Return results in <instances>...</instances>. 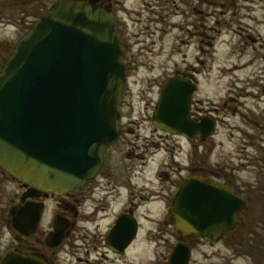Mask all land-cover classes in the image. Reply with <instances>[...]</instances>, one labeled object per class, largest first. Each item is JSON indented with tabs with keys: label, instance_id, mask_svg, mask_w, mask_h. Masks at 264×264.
Masks as SVG:
<instances>
[{
	"label": "water",
	"instance_id": "95a60500",
	"mask_svg": "<svg viewBox=\"0 0 264 264\" xmlns=\"http://www.w3.org/2000/svg\"><path fill=\"white\" fill-rule=\"evenodd\" d=\"M98 1L54 0L0 72V167L32 188L21 194L23 204L11 218L23 236L37 229L42 212L41 203L26 199L92 181L119 135L127 70L116 20ZM197 89L191 78H170L158 96L153 124L187 137H210L217 128L214 118L192 117ZM248 208L244 195L222 181L192 175L177 191L168 219L183 236L217 242ZM136 233V222L124 215V251ZM50 238L57 244L59 231ZM191 256V247L179 242L168 264H189ZM0 264L48 263L11 250Z\"/></svg>",
	"mask_w": 264,
	"mask_h": 264
},
{
	"label": "rangeland",
	"instance_id": "374dc122",
	"mask_svg": "<svg viewBox=\"0 0 264 264\" xmlns=\"http://www.w3.org/2000/svg\"><path fill=\"white\" fill-rule=\"evenodd\" d=\"M7 1L0 0V4ZM53 1L38 0L28 5L18 2L16 7L6 6L9 11L0 20V66L39 19V11L48 8ZM207 8V52L202 55L195 43L180 45L178 40L177 68L184 69L188 64L202 68L197 77L199 86L194 101L197 106L212 110L218 119L216 131L205 146L208 169L222 182L232 180L248 198V190L264 186V0H209ZM120 15L124 17V11ZM186 34L177 30L178 39ZM197 57L204 62H198ZM154 65L155 74L163 70V65L168 66V72L174 67L172 60L166 63L160 58ZM159 81L147 77L145 69L140 67L137 75L129 77L125 89L124 122L131 118L134 132L125 133L124 161L135 163L136 169L143 172L144 178L138 180L141 187L142 184L156 187L160 184L155 172L164 168V163L173 174L172 142H161L162 132L155 130L151 121L152 108L160 92ZM137 134L140 135L138 140ZM144 136L149 138L144 140ZM157 143L161 148H157ZM128 151L135 153L130 159L126 157ZM139 153L146 157L145 166L141 164ZM22 188L19 181L0 168V257L15 250L20 243L19 232L12 227L9 212L19 203ZM144 211L152 217L151 221L142 218L136 240L124 253V264L168 261L176 242L172 227L165 222L167 208L163 201L146 206ZM258 217L259 209L253 208L246 219ZM189 264L255 263L249 256L237 255L224 237L216 243L196 237Z\"/></svg>",
	"mask_w": 264,
	"mask_h": 264
},
{
	"label": "flooded vegetation",
	"instance_id": "af4514ba",
	"mask_svg": "<svg viewBox=\"0 0 264 264\" xmlns=\"http://www.w3.org/2000/svg\"><path fill=\"white\" fill-rule=\"evenodd\" d=\"M208 1H98L100 7L108 10L116 20L127 70L118 127L119 135L105 151L102 165L92 181L63 194L53 195L51 192L44 191L39 196L26 199V202L42 204L41 217L33 233L27 236L18 234L20 243L15 250L40 257L48 264H124V253L136 240L142 218L151 221L152 217L144 211V208L157 201H163L167 208L165 222L172 227L171 233L176 239L172 250L179 242L187 244L192 249L194 238L205 240L199 235L183 236L178 233L168 219V213L177 191L190 176L202 175L220 180L208 169V150L205 146L209 137L201 140L200 134L187 137L164 131L153 124L152 116L154 129L162 132L159 135L161 142L166 144L169 140L172 142L171 161L174 166H169L172 167L173 174L169 172V168H166L168 164L164 163V168L155 172L156 178L160 179V184L157 187L142 184L141 187L138 180L144 178L143 172L136 169L135 163L124 161L125 133L134 132L131 128L134 121L130 118L124 122V95L129 77L133 74L137 75L140 67L145 69L147 77L160 79L158 85L160 92L173 76L191 78L199 86L197 77L202 72V68L192 64H188L184 69L177 68L176 51L179 40L180 45L190 46L195 43L202 55L207 52ZM121 11H124V17L120 15ZM177 30L187 34L178 39ZM158 58L166 63L172 60L173 69L168 72V66L163 65V70L155 74L154 62ZM197 61L204 62L199 57ZM191 102V113L194 119L200 120L203 117L212 116L217 123L218 119L212 110L197 106L194 94ZM139 137L140 135L137 134L136 140ZM148 138L144 136V140ZM156 146L161 148L159 143ZM134 154L133 151H128L126 157L130 159ZM138 157L142 159L141 164L145 166V155L139 153ZM223 183L241 192L232 180ZM22 189V193L32 190L31 187ZM136 190L139 191L138 194ZM22 204L19 200V203L11 208L9 217L12 218ZM124 215L137 224L136 236L125 251ZM119 219H122L120 225H118ZM56 231H59V242L53 244L50 235ZM159 264H168V261Z\"/></svg>",
	"mask_w": 264,
	"mask_h": 264
},
{
	"label": "trees",
	"instance_id": "16d2710c",
	"mask_svg": "<svg viewBox=\"0 0 264 264\" xmlns=\"http://www.w3.org/2000/svg\"><path fill=\"white\" fill-rule=\"evenodd\" d=\"M36 1L38 0H8L5 4H0V7H3L0 8V20L2 15L9 11L6 6L16 7L18 2L28 5ZM46 8L44 9L43 7L39 11L37 18L41 17ZM9 56L3 60L0 66V72ZM246 194L248 197L246 199L249 203L248 211L253 208H258L260 217L256 220L246 219L248 211L242 213L237 221L236 228L228 232L224 239L234 249L237 255H246L251 257L255 264H264V186L251 188Z\"/></svg>",
	"mask_w": 264,
	"mask_h": 264
}]
</instances>
